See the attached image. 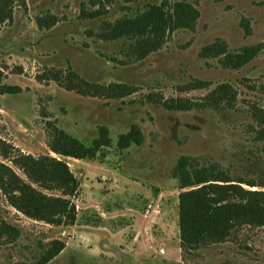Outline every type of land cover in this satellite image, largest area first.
Here are the masks:
<instances>
[{
  "label": "rangeland",
  "instance_id": "374dc122",
  "mask_svg": "<svg viewBox=\"0 0 264 264\" xmlns=\"http://www.w3.org/2000/svg\"><path fill=\"white\" fill-rule=\"evenodd\" d=\"M24 1L0 23L1 83L21 89L0 95V141L8 151L68 165L78 182L71 199L76 221L50 226L30 220L0 193V220L19 231L14 240L0 237V264H29L39 246L54 239L65 248L47 264H264V226H243L225 242L181 250L180 190L172 177L180 157L217 163L233 177L264 176V143L254 140L250 117L251 110L264 111V0H199L194 30L172 32L160 49L139 59L123 40L100 39L101 25L132 18L160 0ZM217 40L231 54L254 45L261 51L241 68H225L221 57L199 56ZM69 72L127 92L80 95L53 80ZM133 125L141 144L118 150V136ZM99 126L107 128L110 146L93 159L64 158L47 146L53 128L89 144ZM0 161L26 180L9 160ZM102 211L113 213L104 222L126 228L129 254L117 256L118 244L104 242Z\"/></svg>",
  "mask_w": 264,
  "mask_h": 264
},
{
  "label": "trees",
  "instance_id": "16d2710c",
  "mask_svg": "<svg viewBox=\"0 0 264 264\" xmlns=\"http://www.w3.org/2000/svg\"><path fill=\"white\" fill-rule=\"evenodd\" d=\"M198 1L194 0L193 4L184 0H160L159 4L148 5L132 18L123 17L113 23L102 24L98 37L105 41L123 40L131 56L144 58L160 49L172 32L194 30L199 17L196 8ZM24 2L0 0V23L11 19L13 5L24 6ZM260 51L261 46L254 45L231 54L226 45L217 40L204 46L199 56L203 59L221 57L219 60L223 67L238 69L254 59ZM1 80L0 72V95L21 91L19 87L2 84ZM53 80L66 90L83 96L106 98L112 96L113 92H127L126 86L91 84L73 72L64 77L55 76ZM212 104L217 105L216 102ZM176 107L178 110H188L184 109V105ZM250 117L256 124L254 140L264 143V111L251 110ZM141 142L142 134L133 125L128 132L118 136L116 148L125 150ZM47 146L52 153L64 158L90 160L100 149L110 146V138L104 126L97 128V135L89 144L53 128ZM13 151H8L0 141L1 158L9 160L26 177V180L21 178L12 167L0 161V193L8 204L36 222L50 226L73 224L76 221V208L71 199L78 191V182L68 165L49 155L33 157ZM172 177L180 190L177 227L181 250L225 242L243 226H264V176L258 181L233 177L217 163L200 165L195 158L180 157L173 168ZM243 185L258 189H245ZM44 191L56 192L57 195L45 194ZM18 234L17 228L0 220V237L14 240ZM64 248L65 243L56 239L40 245L29 264H47Z\"/></svg>",
  "mask_w": 264,
  "mask_h": 264
},
{
  "label": "crops",
  "instance_id": "0c3cea01",
  "mask_svg": "<svg viewBox=\"0 0 264 264\" xmlns=\"http://www.w3.org/2000/svg\"><path fill=\"white\" fill-rule=\"evenodd\" d=\"M112 212H104L102 211L101 213V218H102V226L99 227L100 228V232L102 237L104 238V242L107 243L106 241L113 243L115 242L116 244H118L117 247V251H116V255L117 256H122L123 254H129L130 251V242L128 243V239H126V236L124 235V232L126 231V228H123L121 226L117 225H113L112 221H106L104 222L103 220H105L106 218H110V216L112 215ZM132 243V242H131ZM119 244L122 246H125L126 249L124 248H119ZM108 247V246H106ZM110 248V247H109Z\"/></svg>",
  "mask_w": 264,
  "mask_h": 264
}]
</instances>
